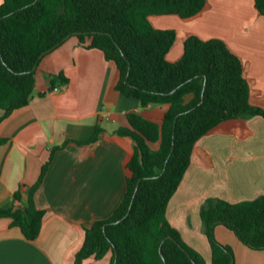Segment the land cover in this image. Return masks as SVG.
<instances>
[{"label": "trees", "instance_id": "1", "mask_svg": "<svg viewBox=\"0 0 264 264\" xmlns=\"http://www.w3.org/2000/svg\"><path fill=\"white\" fill-rule=\"evenodd\" d=\"M207 6L208 0H1L0 108L4 114L0 120L29 103L41 56L70 36L113 63L118 72L115 89L120 93L135 98L141 107L169 104L160 124L128 113L129 126L116 129V134L135 142L127 163L126 192L108 218L85 229L74 264L107 252L112 254L111 264H204L167 221V203L200 137L212 132L244 136L249 117L264 118V97L253 90L240 58L222 39L190 34L180 57L167 60L180 33L155 28L149 18L175 15L187 21ZM254 7L264 16V0H254ZM67 82L62 73L50 75L49 87ZM186 95H191L187 102ZM101 130L97 126L86 142L97 139ZM155 142L158 147L152 149L149 143ZM47 164L25 207H0V217H9L27 240L39 233L43 211L35 207L32 192ZM199 215L212 264H233L231 249L214 238L217 224L249 248L264 249V195L237 203L210 197Z\"/></svg>", "mask_w": 264, "mask_h": 264}, {"label": "crops", "instance_id": "2", "mask_svg": "<svg viewBox=\"0 0 264 264\" xmlns=\"http://www.w3.org/2000/svg\"><path fill=\"white\" fill-rule=\"evenodd\" d=\"M149 20L155 28L180 33L166 55L168 61L180 57L190 34L225 41L240 58L253 90L264 97V16L254 0H208L191 20L175 15ZM58 73L68 82L55 84L58 90H54L49 87L50 75ZM117 78V69L101 51L70 36L41 56L29 103L0 120V207H25L48 162L32 192L35 207L43 211L39 233L27 240L9 217H0V264H74L85 229L108 218L121 202L135 142L115 131L129 126L128 113L160 124L169 104L141 107L135 98L115 89ZM190 99L191 95L185 96L186 102ZM3 114L0 108V117ZM245 125L244 136L212 132L194 143L189 165L166 206L167 221L204 264H212L199 215L205 198L237 203L264 195V118L249 117ZM97 126L102 129L97 139L87 143ZM149 146L157 149L158 142ZM212 170L219 172L218 179ZM204 172L210 184L202 188ZM213 235L231 249L233 264H264V249L249 248L223 225H215ZM111 256L110 252L100 258L91 255L80 264H111Z\"/></svg>", "mask_w": 264, "mask_h": 264}, {"label": "rangeland", "instance_id": "3", "mask_svg": "<svg viewBox=\"0 0 264 264\" xmlns=\"http://www.w3.org/2000/svg\"><path fill=\"white\" fill-rule=\"evenodd\" d=\"M181 29H182V28H181ZM172 46H173V45H172ZM172 46H171V48H172ZM171 48H170V49H171ZM174 48H175V47H174ZM212 173L215 174V177H216L217 179L220 177L218 171H216V170H212ZM203 178H204V179L201 181V183H202V188L210 184V180H209V178H208V172H204V174H203ZM205 199H206V198H205ZM183 210H184V212H185L184 215L186 216V213H188V209H187V207L184 208ZM197 216H198V211H197ZM187 223H188V222H187ZM201 232L203 233L204 236H206L202 230H201ZM206 238H207V237H206ZM204 240H205V239H204Z\"/></svg>", "mask_w": 264, "mask_h": 264}, {"label": "water", "instance_id": "4", "mask_svg": "<svg viewBox=\"0 0 264 264\" xmlns=\"http://www.w3.org/2000/svg\"><path fill=\"white\" fill-rule=\"evenodd\" d=\"M138 153H139V158H141V155H140V150H138Z\"/></svg>", "mask_w": 264, "mask_h": 264}, {"label": "built area", "instance_id": "5", "mask_svg": "<svg viewBox=\"0 0 264 264\" xmlns=\"http://www.w3.org/2000/svg\"><path fill=\"white\" fill-rule=\"evenodd\" d=\"M54 90H58V87L56 86V87H54Z\"/></svg>", "mask_w": 264, "mask_h": 264}]
</instances>
